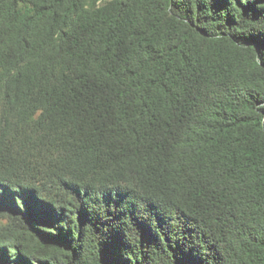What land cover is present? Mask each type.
Listing matches in <instances>:
<instances>
[{
  "label": "trees",
  "instance_id": "16d2710c",
  "mask_svg": "<svg viewBox=\"0 0 264 264\" xmlns=\"http://www.w3.org/2000/svg\"><path fill=\"white\" fill-rule=\"evenodd\" d=\"M0 264H264V0H0Z\"/></svg>",
  "mask_w": 264,
  "mask_h": 264
},
{
  "label": "rangeland",
  "instance_id": "374dc122",
  "mask_svg": "<svg viewBox=\"0 0 264 264\" xmlns=\"http://www.w3.org/2000/svg\"><path fill=\"white\" fill-rule=\"evenodd\" d=\"M0 221H3L4 222V220H2V219H0Z\"/></svg>",
  "mask_w": 264,
  "mask_h": 264
}]
</instances>
